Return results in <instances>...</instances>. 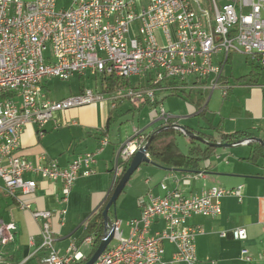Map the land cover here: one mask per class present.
Listing matches in <instances>:
<instances>
[{
    "label": "built area",
    "instance_id": "2783aa9c",
    "mask_svg": "<svg viewBox=\"0 0 264 264\" xmlns=\"http://www.w3.org/2000/svg\"><path fill=\"white\" fill-rule=\"evenodd\" d=\"M233 53L264 65V0H210L209 9L203 0H70L61 9L55 0H0V190L20 208L29 209L30 203L22 197L34 192L37 181L27 175L35 174L59 180L60 201L65 203L77 177L92 172L97 154L107 144V138H101L95 151L77 155L65 167L53 160L34 164L19 156L20 135L26 125H35L40 137L55 112L103 99L90 89L50 99L46 80H67L86 71L95 76L141 77L146 87L132 88L129 96L144 97L150 103L156 101L158 92L195 89L212 93L220 88L225 95L224 65ZM122 98L109 97L111 107ZM171 118L160 105L155 122L167 125ZM144 138L134 130L121 144L113 183L123 163L147 141ZM161 189L162 195L139 200L140 214L127 220V235L120 220L111 221L112 241L92 264H196L195 236L203 229L190 225L188 219L218 216L222 197H240L239 188L213 186L191 196L170 190L164 183ZM96 211L82 220L84 230ZM31 213L42 221L39 248L47 250L44 262L83 263L86 255L75 243L62 255L55 250L50 211ZM59 214L62 225L66 209ZM159 221L162 227L151 232ZM13 228L12 223L0 221V243L10 238L6 234ZM231 235L244 239L246 231L235 228ZM166 243L174 247L168 260L164 259ZM82 244L92 246L94 237L86 236Z\"/></svg>",
    "mask_w": 264,
    "mask_h": 264
},
{
    "label": "crops",
    "instance_id": "0c3cea01",
    "mask_svg": "<svg viewBox=\"0 0 264 264\" xmlns=\"http://www.w3.org/2000/svg\"><path fill=\"white\" fill-rule=\"evenodd\" d=\"M69 4L70 0H67L58 6L57 0H55L57 9L67 8ZM237 54L240 53L230 55L224 69L231 64L233 56ZM245 60L249 65L246 74L233 77L224 72L223 84L228 89V94H222L221 98L224 102H221L218 112L215 110H213L214 113L209 114L208 112L212 93L209 94L205 103L202 101L200 104L197 103V96L191 100L181 92L182 90L172 94L158 92L156 101H159L158 105H164L168 98L176 97L193 104L194 109L191 105L187 107L189 114L182 113L173 117L179 124L188 127L199 136L201 134L212 135L217 143L223 142L217 132L208 128L209 122L211 125H218L224 133L240 130L250 131L253 136L264 140V82H261L264 70L256 81H251L249 78L239 79L247 75L253 67L264 68V65L252 64L246 57ZM88 72L72 76L77 75L80 79L93 77L95 84L97 81L99 82L100 88H95L93 91L82 82L79 84L77 92L70 95L90 89L95 93L102 94L103 99L93 104L55 112L53 118L45 125L44 134L40 137L35 125H26L20 135L18 154L22 159L34 164L53 160L65 167L77 155L95 151L100 145L101 138L106 137L107 144L97 154L96 162L92 165V172L89 175L77 177L65 203L60 201L61 182L59 180L41 179L35 174L27 175L28 178H34L37 181L34 192L22 197L25 202L30 203L29 209L20 208L12 196L0 190V221L4 224L12 223L14 225V228L9 229L6 234V237L10 238L0 243V264H41L44 262L47 250L39 248L42 221L34 218L31 213L36 209L48 210L52 214L50 223L55 237L54 248L58 254H64L70 245L75 243L76 247L87 256L94 249L95 244L92 246L82 244V240L90 235L83 236L85 230L81 227V222L90 213L96 211L108 198L113 185L112 175L119 147L127 137L133 134L134 130L141 131L145 136L149 132L153 133L160 126L155 122L154 116L141 129L133 126L127 128V123L120 122L114 133H110L111 123L116 120V116L122 114L124 110L128 111L131 107L120 99L118 102L120 104L112 108L109 97H104L111 93L103 91L100 76L91 75ZM145 84L146 81L143 79L136 82V86L140 88ZM204 92L202 91V95H199L202 99H204ZM203 106H206L205 114L198 115ZM136 108L134 109L136 110ZM177 135L185 136L182 137L184 139H181L185 148L178 147ZM177 135L175 136L176 148L182 153H187L191 145L189 139L192 137H188L182 132ZM256 143H234L230 147L212 146L214 149L208 158L200 161L194 170L174 168L154 160L139 165V167L148 166L143 173H148L154 182L155 177L160 176V171H162L164 181L169 180L172 187L167 186V188L178 189L185 196L196 195L213 186L224 189H240V197L226 195L221 198V213L218 216L193 215L188 219L190 225L200 226L203 229L202 234L195 236L196 264H264V146L262 155H252ZM148 157L151 159L149 154ZM199 173L204 176H197L196 174ZM145 182L149 183L150 179ZM153 192L155 194L150 195L163 194L162 189L161 191L155 189ZM150 195L140 199L147 200ZM137 207L138 210L133 212L128 219L139 216L141 211L139 201ZM61 209H66L62 225L60 224L62 215L59 214ZM114 219L118 218L115 216ZM162 225L161 221L154 223L151 226V232L160 229ZM240 227L245 229L246 237L244 239L233 238L231 230ZM128 230L127 227V234ZM123 232L125 234L124 229ZM221 232H225V236H220ZM173 249L171 244H165V260L170 259ZM242 249L246 251L245 254L242 253ZM246 256H249L250 259L247 260Z\"/></svg>",
    "mask_w": 264,
    "mask_h": 264
},
{
    "label": "rangeland",
    "instance_id": "374dc122",
    "mask_svg": "<svg viewBox=\"0 0 264 264\" xmlns=\"http://www.w3.org/2000/svg\"><path fill=\"white\" fill-rule=\"evenodd\" d=\"M66 1L67 0H57V4L58 6H60L62 2H66ZM203 6L209 9L210 0H203ZM248 70H249V65L246 62L245 57L241 54H237L233 56L231 64L225 67L224 72L227 75L238 77V76L246 74ZM94 80L95 79L93 77L92 78L85 77L83 79H80L77 77V75H74L67 80H61L58 78H50L45 81L44 85L47 87V88L45 87V90L47 89L46 93L48 94V97L54 100H59L62 97H65V96L70 95L71 93L77 92L78 86L82 82L88 88L92 89L93 91L95 90V88L99 89L100 88L99 82L97 81V83L95 84ZM139 80L142 81L141 77L131 78L130 79L131 87L134 88L136 86V82ZM261 82H264V71L261 76ZM131 89H125L119 92H113L109 96H104L105 98L106 97L114 98V97L121 96V98L123 97L122 100L125 101L129 107H131L128 110L129 112L127 110H124L122 114H119L118 116H116V120L112 121L111 129H110V133L112 134L114 133L115 129H117L118 124L120 122L127 123L128 124L127 128H131L133 126V127H138L139 129H141L151 121V119L156 115V111L160 110V104L157 105L156 107L148 105V104H144V97L141 99H139L135 95L133 97H130L129 92ZM209 94H210L209 90L204 92L205 102L208 100ZM221 97H222L221 89H216L212 91L210 103L208 106L209 114L214 113L213 110L218 112V107L220 106L222 101L224 102V100ZM118 102L119 100L118 101L116 100L117 105L120 104ZM189 105L191 104L187 103L186 101L184 102L183 100H179L176 97L168 98L165 101L164 105H162L165 111L168 112L172 116V118L168 120L171 122V124H169V122L167 121L166 122L167 125L169 126H174L176 124L181 125L177 122V120L174 117L179 116L182 113L186 115L189 114V111L187 109ZM135 107H137L136 110L134 109ZM182 137H185V136L183 135L176 136V143L180 149L185 148L183 147L181 143L182 142L181 139H184ZM242 143H249V142L245 140ZM150 160L152 161L153 159L151 158ZM156 163L159 164L158 162ZM147 167L148 166L142 165L133 172L129 180L126 182L124 190L120 193L115 206L111 208V211L108 214L110 221L111 220L113 221V219L116 216L118 219H120L123 222V229L125 230V235L127 234V227L125 226V223L127 222L128 218L131 216V214L138 210L137 202L139 201V199L141 197H146L150 194H155L153 192V190L155 189H158V191H161V185L163 183L169 188H172L169 180L164 181L163 176H162V171H160L161 172L160 176L155 177V182L151 180V177L148 173H143V171H145ZM147 179L148 180L150 179L149 183L145 182ZM111 241L109 242V244L111 243Z\"/></svg>",
    "mask_w": 264,
    "mask_h": 264
},
{
    "label": "trees",
    "instance_id": "16d2710c",
    "mask_svg": "<svg viewBox=\"0 0 264 264\" xmlns=\"http://www.w3.org/2000/svg\"><path fill=\"white\" fill-rule=\"evenodd\" d=\"M262 70H264V68L262 67H253L247 75L239 79L249 78V80L251 81H256L258 77L261 75ZM99 76L102 80L101 83H102L104 92L113 93V92H118L121 90L132 88L130 85V80H129L130 78H119V77H113V76L108 77V76H102V75H99ZM223 81H224V77H222V82ZM137 87L138 86L134 88H137ZM143 87H146V84ZM181 92H183L191 100H193L194 96H197V99H198L197 103L199 104L200 102L202 103V101H204L202 97L201 98L199 97V95L200 96L202 95L201 91L199 90L191 89L189 91L182 90ZM227 94H228V89L225 95ZM158 103L159 101L150 103L146 98L144 99V104L156 106L158 105ZM205 111H206V106H203L199 110L198 115L203 116L205 114ZM168 122L169 124H171L170 121ZM208 124H209L208 128L213 129L215 132H217L220 135L221 142L223 143L234 144L238 141H242L243 139H249L250 137L253 136V133H251L250 131H243V130L236 131L233 133H224L221 130V128L218 127V125H211L210 122ZM150 133L151 132L147 133L144 136L145 141L149 139ZM177 134H181V131L176 130L174 128H167L155 134L148 146L149 156L154 161H158L166 165H171L174 168H179V169L187 168V169L194 170L195 168H197L198 163L208 158V156L214 149L208 143H204V142L201 143L194 138H190L189 140L191 141V145L189 146L187 153H182L180 150L176 148V145H175V136ZM201 136L206 141L215 142L212 135L201 134ZM262 148H263L262 145L256 143L253 148L252 155L254 154L255 156L262 155ZM128 164H129V161H126L123 163L122 173L117 178V180L113 183L112 188L109 192L108 198L111 196L114 187L118 183L123 172L126 170ZM108 198L103 202V204L99 206L97 211L92 215L91 219L88 222V225L85 228L83 236L85 237L86 235H93L95 245H94V249H92L91 252L84 259V262L87 261L89 257L92 255L93 251L95 250V248L97 247L99 241L101 240L103 236L104 224H103L102 211L106 205ZM41 264H47V263L42 262Z\"/></svg>",
    "mask_w": 264,
    "mask_h": 264
},
{
    "label": "water",
    "instance_id": "95a60500",
    "mask_svg": "<svg viewBox=\"0 0 264 264\" xmlns=\"http://www.w3.org/2000/svg\"><path fill=\"white\" fill-rule=\"evenodd\" d=\"M167 128H174L176 130H179L184 135H186L188 137H192V138L199 140L201 142L208 143L209 145H211L213 147H230V146H232V144H229V143L208 142L204 138H202L201 136L196 134L194 131H192V130H190V129L186 128L185 126H182V125L176 124L174 126H169V125L159 126L153 133H151L149 139L135 151V153L133 154V156L131 157V159L129 161V164H128L126 170L123 172V174L121 175V178L119 179L118 183L114 187L113 192H112L109 200L107 201V203H106V205L102 211L103 224H104V234H103L101 240L99 241L97 247L93 251L92 255L83 264H92L98 258V256L106 249L107 245L112 240L113 229L111 227V221L108 217L109 209L116 204V201H117L120 193L123 191V189L126 185V182L129 180V178L133 174V172L139 167V165L142 163L151 162L148 155H147L149 143L155 134H157L158 132H160L164 129H167ZM245 140H247V142H257V143L261 144L262 146H264V140L260 137L252 136L249 139H244V141ZM241 142H243V140L238 141L235 144H238Z\"/></svg>",
    "mask_w": 264,
    "mask_h": 264
}]
</instances>
